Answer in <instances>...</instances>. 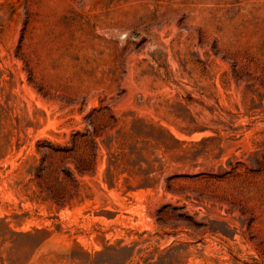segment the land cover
Masks as SVG:
<instances>
[{
	"label": "rangeland",
	"instance_id": "1",
	"mask_svg": "<svg viewBox=\"0 0 264 264\" xmlns=\"http://www.w3.org/2000/svg\"><path fill=\"white\" fill-rule=\"evenodd\" d=\"M67 2L0 0V264H264V0Z\"/></svg>",
	"mask_w": 264,
	"mask_h": 264
},
{
	"label": "bare ground",
	"instance_id": "2",
	"mask_svg": "<svg viewBox=\"0 0 264 264\" xmlns=\"http://www.w3.org/2000/svg\"><path fill=\"white\" fill-rule=\"evenodd\" d=\"M14 1H17V0H14ZM69 3L67 2V0H59V8L61 11H70L72 10V8L70 7V5H68ZM73 5V8H75L76 11L78 12H82L84 10L85 7H80L78 8L79 6L76 5L75 3L72 4ZM102 13H104V10L101 11ZM71 14V13H70ZM86 34H90V31H86Z\"/></svg>",
	"mask_w": 264,
	"mask_h": 264
}]
</instances>
